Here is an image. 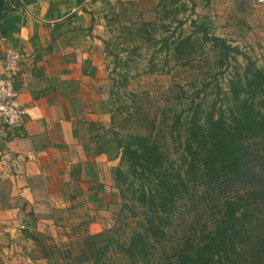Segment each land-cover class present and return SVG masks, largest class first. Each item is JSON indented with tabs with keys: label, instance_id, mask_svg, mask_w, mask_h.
Masks as SVG:
<instances>
[{
	"label": "crops",
	"instance_id": "1",
	"mask_svg": "<svg viewBox=\"0 0 264 264\" xmlns=\"http://www.w3.org/2000/svg\"><path fill=\"white\" fill-rule=\"evenodd\" d=\"M7 1L21 23L0 35V66L7 49L20 53L15 86L24 113L9 132L0 131V190L6 196L0 229L24 240L27 229L70 243L61 229L99 232L95 213L119 202L110 173L118 158L94 150L112 128L104 90L112 2ZM213 1L218 7L253 5V0H201L202 6Z\"/></svg>",
	"mask_w": 264,
	"mask_h": 264
},
{
	"label": "trees",
	"instance_id": "2",
	"mask_svg": "<svg viewBox=\"0 0 264 264\" xmlns=\"http://www.w3.org/2000/svg\"><path fill=\"white\" fill-rule=\"evenodd\" d=\"M12 10L8 1L2 0L1 36L18 30L21 23ZM203 31V37L218 47L221 56L241 53L224 38ZM188 39L177 42L174 50L179 52ZM160 41L159 49L168 47L166 38ZM243 56L246 63L242 72L228 78L226 104L216 113L212 108L201 118L197 106L181 121V112L170 115L168 108L161 121L148 122L146 133L121 135L113 120V111L121 107H112V128L104 130L105 137L94 143V150L110 159L118 158L110 173L121 199L119 209L127 207L134 214L126 203L129 199L141 208L143 221L126 241L103 237L102 232L86 234L75 258L78 264L89 260L105 264L103 257L110 246L130 264L148 263L155 245L166 237L165 228L177 203L197 195L216 197V210L197 234L181 240L166 264H264V224H259L256 211L258 203L264 202V185H259L264 170V69ZM168 138L176 145L175 157L170 156ZM257 142H261L260 147ZM234 187L240 191L237 188L220 196ZM23 233L36 240L33 232L24 229ZM52 245L58 256L67 257Z\"/></svg>",
	"mask_w": 264,
	"mask_h": 264
},
{
	"label": "rangeland",
	"instance_id": "3",
	"mask_svg": "<svg viewBox=\"0 0 264 264\" xmlns=\"http://www.w3.org/2000/svg\"><path fill=\"white\" fill-rule=\"evenodd\" d=\"M111 2L104 90L112 107H121V110L113 111L114 124L121 135L146 133L148 122L161 121L163 111L168 108L170 115L181 112V121L189 118L197 106L201 118L212 108L216 113L219 106L226 104L228 78L235 72H242L246 63L244 54L264 69V8L247 3L237 8L229 3L218 7L216 5L220 4L215 1L202 6L201 0ZM203 30L208 36L224 38L231 46H237L241 53L221 56L218 47H213L211 41L203 37ZM188 36L180 51H175V44ZM163 37L168 47L159 49ZM168 142L170 156L175 157L173 146L176 145L170 138ZM256 145L260 147L261 142ZM259 177L263 179L259 185H264V170ZM237 188L226 189L220 196L234 193ZM4 193L0 190V206L6 204ZM120 200L119 197L116 206L111 205L95 215L102 224L99 232L103 237L126 241L132 231L139 228L143 215L141 208L129 199L126 203L134 214L127 207L119 209ZM217 201L216 197L203 199L199 195L192 200L187 197L180 200L165 228L166 237L155 245L149 262L142 264H166L171 260L181 240L197 234L209 221ZM256 211L262 226L264 202L258 203ZM63 230L60 232L63 236H70V243L63 244L66 240L55 241L48 234L36 231H31L35 241L28 237L29 240H24L0 229V264H78L75 258L79 255L82 239L91 233L80 227L73 230L68 226ZM52 244L61 248L67 257L58 256ZM45 254L49 257H44ZM103 259L105 264H130L113 246ZM80 264H92V261Z\"/></svg>",
	"mask_w": 264,
	"mask_h": 264
},
{
	"label": "built area",
	"instance_id": "4",
	"mask_svg": "<svg viewBox=\"0 0 264 264\" xmlns=\"http://www.w3.org/2000/svg\"><path fill=\"white\" fill-rule=\"evenodd\" d=\"M253 5L264 8V0H253ZM20 53L15 49L4 52L0 66V131L4 134L21 122L24 113L15 86Z\"/></svg>",
	"mask_w": 264,
	"mask_h": 264
},
{
	"label": "water",
	"instance_id": "5",
	"mask_svg": "<svg viewBox=\"0 0 264 264\" xmlns=\"http://www.w3.org/2000/svg\"><path fill=\"white\" fill-rule=\"evenodd\" d=\"M1 5H2V0H0V12H1Z\"/></svg>",
	"mask_w": 264,
	"mask_h": 264
}]
</instances>
